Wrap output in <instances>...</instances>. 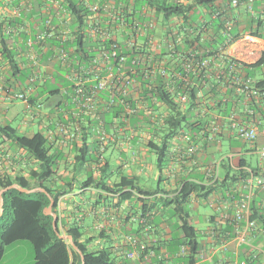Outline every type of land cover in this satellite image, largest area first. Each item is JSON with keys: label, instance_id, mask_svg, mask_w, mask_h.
I'll use <instances>...</instances> for the list:
<instances>
[{"label": "crops", "instance_id": "obj_1", "mask_svg": "<svg viewBox=\"0 0 264 264\" xmlns=\"http://www.w3.org/2000/svg\"><path fill=\"white\" fill-rule=\"evenodd\" d=\"M162 1L166 0H99L102 7L94 12L91 6L97 0H0V91L26 92L29 98V104L14 96L0 99V128L10 125L17 135L8 139L0 135V178L41 171L42 162L25 148L35 134H41L48 141L53 165L45 185L62 193L60 228L79 227L81 240L89 241L90 250L107 248L117 264H141L124 255L125 250L135 249L127 241L133 237L164 254L163 261L152 258L147 264H189L185 260L189 252L181 254L183 244L177 245L185 217L200 244L195 264H264L260 216L264 185L255 189L251 205L250 215L258 214L254 217L258 228L245 243L238 235L246 219L237 221L236 211L246 175L232 178L240 169L246 173L256 169L264 175V161L259 157L263 128L259 126L256 140L247 141L235 133L229 119L235 113L241 122L254 123L260 113L247 114L246 93L233 88L226 75L215 80L222 103L207 88L197 87L201 96L197 110L165 151L155 149L154 144L164 138L169 109L163 102H142L139 85L130 97L143 106L129 122L108 107L109 93L99 95L98 110L113 135L105 151L99 150L93 131L96 122L91 117L79 123L78 139L70 140L57 130V123L74 120L73 69L80 62L79 36L89 55L99 47V35L90 34L91 25L108 30L122 45L133 39L148 52L147 63L155 68L157 62L179 65L181 54L174 57L172 49L209 52L218 46L242 64L246 78L254 84L264 81V0H254V13L246 0L237 7H230L226 0L218 2L222 17L231 22L228 30L237 35L227 47L218 43L222 28L210 8L195 5L186 16L173 15L164 25L156 9ZM167 1L188 5L195 0ZM74 7L80 10L82 25ZM43 33H47L45 40L38 38ZM62 47L70 51L67 62L60 56ZM218 63H213L216 77ZM255 101L264 112V100L255 96ZM217 105L228 106L227 115L218 113ZM185 181H195L204 190L180 202L177 195Z\"/></svg>", "mask_w": 264, "mask_h": 264}, {"label": "trees", "instance_id": "obj_2", "mask_svg": "<svg viewBox=\"0 0 264 264\" xmlns=\"http://www.w3.org/2000/svg\"><path fill=\"white\" fill-rule=\"evenodd\" d=\"M221 0H195L191 4H184L176 1H162L157 4L156 9L159 14L163 16L162 22L164 25L169 22L173 15H187V13L195 5H203L211 9V12L216 15V22L218 26L222 28L221 35H219V45L229 46L236 39L237 35H234L232 30H228L226 25L227 19L223 18V12L218 10V2ZM229 2L231 7L232 0H226ZM240 4L244 0H239ZM226 6V5H225ZM74 11L77 14L80 24H83V17L80 16V10L74 7ZM225 32V33H224ZM82 36H79V45L76 49V53L79 56V61L84 62L88 58L89 54L85 51L84 43L81 42ZM110 45V42L106 43V47ZM123 51L125 52V45H122ZM217 47H213L209 52H202L198 50L187 49L186 51H178V48L172 49L171 53L174 57H179L180 62L176 67H168L165 64L157 62L158 65L155 68L148 62V52L142 50L139 46H136L133 55H137L140 63L137 64V79L139 82L140 97L142 102L146 105L152 103L163 102L169 109V115L165 117V132L164 138L160 144H154L155 149L159 151H165L169 148V140L173 138L180 129L190 124L193 112L197 110L199 104L198 100L201 98L198 92V88H207L212 95L219 99V102L224 101V97L220 96L216 91L215 80H221L222 74H214V65L212 64L209 68L201 67L197 65L195 69L183 70L184 64L188 59H201L211 55L217 54ZM169 53V52H167ZM166 53V54H167ZM223 60V61H222ZM222 60L217 59L216 62H220V68H224L227 64L228 58ZM130 60H128V63ZM156 62V61H155ZM241 64V63H240ZM242 65V64H241ZM159 66L165 68L183 71L184 79L167 77L162 75L158 71ZM242 67V66H241ZM226 70V69H225ZM213 77V79H212ZM232 82V81H231ZM207 86V87H206ZM232 87L235 85L232 82ZM257 88H264V81H260L256 84ZM183 91L187 95V101L182 104L178 101V92ZM233 92V91H232ZM132 105H135L134 100L128 96L126 97ZM246 104L249 105L247 114L249 116H255L257 113L262 112V108L256 103L255 95L246 91ZM186 105L185 109L182 106ZM218 113H224L227 115V107H220L217 105ZM111 109L116 110L117 117L120 116L121 104L114 103L110 106ZM139 114V111L136 115ZM107 124V121H105ZM155 126V125H154ZM1 137L15 138L17 137L16 131L12 126H5L0 128ZM153 146V145H152ZM27 152L42 162V169L38 171H30L29 176L16 175L13 177L0 178V190L17 183L25 188H36L44 187L51 194L54 199L53 210L58 214V200L61 196V192L56 193L51 188L45 185V182L52 175V160L49 155V145L45 136L41 134H35L25 146ZM161 158V155H160ZM256 171V169H254ZM246 171L240 169L235 171L233 179L237 180L238 177L246 175ZM32 179H36L35 182ZM115 190V189H113ZM204 190L202 185H199L195 181H185L178 192V198L181 201L187 200V198L195 191ZM4 211L0 215V261L2 260L7 246L20 240H28L32 243L34 248V263L33 264H117L115 259L111 256L110 251L107 248L99 250H90L89 241L81 240V231L79 227H63L60 228V218L58 217V228L63 234H71L74 242L77 244L79 250L82 251L84 259L81 253L72 247L67 239L60 238L53 228V216L45 214L44 210L50 205V197L42 191H35L32 193H24L17 188H11L4 192ZM253 203V201H252ZM253 208V207H252ZM257 213L251 216L255 219ZM261 218L264 220V213H260ZM181 229L183 230L182 238L178 239L177 245H186L189 253L185 256V260L189 264L196 263V254L200 249L198 242V236L193 228L189 219L183 217Z\"/></svg>", "mask_w": 264, "mask_h": 264}, {"label": "built area", "instance_id": "obj_3", "mask_svg": "<svg viewBox=\"0 0 264 264\" xmlns=\"http://www.w3.org/2000/svg\"><path fill=\"white\" fill-rule=\"evenodd\" d=\"M254 0H246V5L252 11L255 12L253 6ZM231 5L237 7L240 5L239 0H232ZM102 6L97 0L96 4L91 6V10L97 12ZM228 28H231V22L227 23ZM90 34L99 35L98 43L99 47L96 49V53L89 55L82 64L78 63L77 69L74 67V86L72 101L76 105L74 112V120L68 123H57V130L60 134L64 135L70 140L78 139L81 136V129L79 123L86 120V117H91L96 122V126L93 131L95 138L98 140V147L101 152L106 150L107 144L112 138V134L108 132L106 122L98 110L97 102L101 93H109L110 98L107 103L110 107L114 103L121 104L120 116L122 121H131L136 116L139 108L143 105L135 103L132 105L126 97L130 96L134 89L138 87L139 82L137 79L136 71L137 64L140 63L137 55H133L136 48V43L133 39L127 40L125 43L124 52L122 44L108 32L98 25L90 26ZM47 33L40 34L39 39H46ZM110 42V45L106 47V43ZM30 45L33 43L29 42ZM70 51L66 47H62L60 50V56L65 62L69 59ZM228 58L227 64L224 68H220V74L226 75L230 81L235 85V89L246 93V91L258 96L264 100V88H257L251 79L246 78L242 74V65L235 58L225 53V49L222 48L217 54L204 57L201 59H188L184 64L183 70L195 69L197 65L201 67L209 68L217 59L222 60ZM128 60L130 62L128 63ZM223 61V60H222ZM226 69V70H225ZM158 71L162 75H166L169 78H181L183 77V71L172 70L159 66ZM14 96L27 104H29V98L26 92L10 93L8 91H0V99ZM178 101L184 104L187 101V95L183 91L178 92ZM145 105V104H144ZM231 121V127L235 133L242 139L247 141H254L257 139L259 126H262L264 133V112H261L257 122L244 123L241 122L235 113H232L229 117ZM189 151L193 154L195 147H190ZM260 160L264 161V142L259 149ZM243 184L245 192L241 199L237 201L236 220L242 221L246 219L245 225L240 230L238 239L241 242L248 243L249 235L254 234L257 231L258 223L256 219L251 218V205L254 197L255 189L264 185V175H260L252 169H249L246 176L243 178ZM246 217V218H245ZM129 243L135 245V249L130 251L125 250L124 255L126 259H138L141 264H147L152 258H157L160 262L164 259L163 253H157L155 248L146 244L145 242H139L133 237L127 239ZM119 247H117L118 249ZM189 252L188 247L183 245L180 253L187 254ZM229 264V263H223Z\"/></svg>", "mask_w": 264, "mask_h": 264}, {"label": "rangeland", "instance_id": "obj_4", "mask_svg": "<svg viewBox=\"0 0 264 264\" xmlns=\"http://www.w3.org/2000/svg\"><path fill=\"white\" fill-rule=\"evenodd\" d=\"M17 126V121L13 122ZM251 160V159H250ZM255 163L257 157H252ZM63 230V227H61ZM34 263V248L30 241L20 240L7 246L5 255L0 264H33Z\"/></svg>", "mask_w": 264, "mask_h": 264}, {"label": "water", "instance_id": "obj_5", "mask_svg": "<svg viewBox=\"0 0 264 264\" xmlns=\"http://www.w3.org/2000/svg\"><path fill=\"white\" fill-rule=\"evenodd\" d=\"M11 188H17L18 190H20L21 192L24 193H32L35 191H42L45 192L51 199V203L49 206H47L44 210L45 214L47 215H52L53 216V228L56 232V234L63 239H67L70 244L72 245L73 248L77 249L81 255L82 258L84 259L83 253L81 250H79L77 244L74 242L73 236L71 234H63L59 228H58V214L53 210V205H54V199L52 198L51 194L47 191L46 188L44 187H36V188H25L23 186L18 185L17 183H13L12 185L5 187L3 189L0 190V215L2 214V212L4 211V192L11 189ZM82 264H84V261L82 262Z\"/></svg>", "mask_w": 264, "mask_h": 264}]
</instances>
